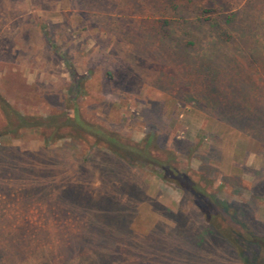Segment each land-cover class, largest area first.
Listing matches in <instances>:
<instances>
[{"label": "rangeland", "instance_id": "obj_1", "mask_svg": "<svg viewBox=\"0 0 264 264\" xmlns=\"http://www.w3.org/2000/svg\"><path fill=\"white\" fill-rule=\"evenodd\" d=\"M213 47L217 109L197 73ZM0 93L25 116L155 134L264 234V0H0ZM208 229L199 202L91 138L0 137V264H241L215 233L187 249Z\"/></svg>", "mask_w": 264, "mask_h": 264}, {"label": "trees", "instance_id": "obj_2", "mask_svg": "<svg viewBox=\"0 0 264 264\" xmlns=\"http://www.w3.org/2000/svg\"><path fill=\"white\" fill-rule=\"evenodd\" d=\"M200 13L201 15L209 14L211 10L204 9ZM232 37L228 32L222 31L221 41L217 44L230 42ZM191 40V43H195L193 38ZM216 52L223 53L218 48L212 49L210 54L202 58L205 63L201 71H197L198 74L204 75V81L208 82L210 91L203 96V100L205 99L213 109L221 108L224 105L221 97L218 96V91L224 92L225 88H221V86H225V80H230V74L226 70L213 64L215 63L213 55ZM232 97L230 96V98ZM237 98L235 100L242 104L240 108L244 109L245 99L243 96ZM245 109L251 111L249 106ZM0 110L4 117L0 137L21 139L26 135L35 134L43 139L46 146L66 137L83 141L86 138H91L95 147L106 148L129 166L144 165L152 169L163 182L181 191L185 196L195 199L196 202H199L204 221L210 229L204 230L193 241L189 242L191 237H187L184 244L187 243L188 250L196 252V249L201 247L206 238L215 233L235 251L241 264H264V234H258L247 226L246 221L242 219L244 218L241 216L242 214L238 213L236 205L230 203L219 205L210 192L214 181L201 172L181 166L180 159L174 151L160 148L155 134L150 133L142 142H135L118 133L111 132L97 123L86 121L77 108L73 114H51L45 117L25 116L15 109L1 93ZM257 113L261 114V118L258 120L261 124L264 121V116L260 110ZM248 121L251 120L244 118L237 122L245 124Z\"/></svg>", "mask_w": 264, "mask_h": 264}]
</instances>
